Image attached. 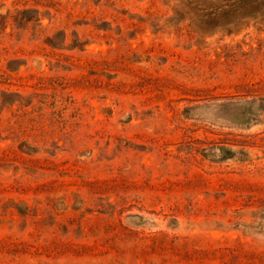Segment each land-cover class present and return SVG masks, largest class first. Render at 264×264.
<instances>
[{
  "label": "rangeland",
  "instance_id": "1",
  "mask_svg": "<svg viewBox=\"0 0 264 264\" xmlns=\"http://www.w3.org/2000/svg\"><path fill=\"white\" fill-rule=\"evenodd\" d=\"M225 2L0 0V264L264 250V0Z\"/></svg>",
  "mask_w": 264,
  "mask_h": 264
},
{
  "label": "trees",
  "instance_id": "2",
  "mask_svg": "<svg viewBox=\"0 0 264 264\" xmlns=\"http://www.w3.org/2000/svg\"><path fill=\"white\" fill-rule=\"evenodd\" d=\"M226 2L224 3V5L219 9H215L213 10L212 12H210L209 14L216 17V16H219V14L221 13L220 10H225L228 8H236L240 6V2L241 0H225ZM254 1H257V0H254ZM259 1H263V0H259ZM263 17H264V12L261 14ZM264 19V18H262ZM224 186L220 188L219 190V193H223L224 191ZM242 195L243 194H240V195H237L235 196V198L233 199H223L220 201V203L222 204H226V205H236V204H239L241 201H242ZM226 196V193L224 192L223 193V196L221 197H225ZM221 197H218L217 199L219 200V198ZM256 202L257 200L255 199V196L250 194L249 195V198H248V202L246 205V207L250 208V207H257L260 208V207H263L262 205L263 204H258L256 205ZM244 206L240 207V208H237L235 211L238 212L239 210H241ZM255 213H258V210H256ZM228 248H226L225 250H227ZM235 251L238 252V256H245L246 257V264H264V250H260V249H253V248H248V247H245L244 244H238L237 247L234 249ZM224 256H227V254H224Z\"/></svg>",
  "mask_w": 264,
  "mask_h": 264
}]
</instances>
